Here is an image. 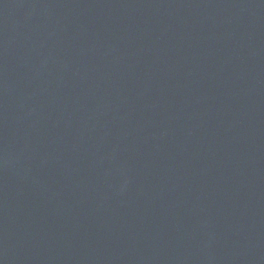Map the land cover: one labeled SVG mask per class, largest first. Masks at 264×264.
I'll return each mask as SVG.
<instances>
[{"label":"water","instance_id":"95a60500","mask_svg":"<svg viewBox=\"0 0 264 264\" xmlns=\"http://www.w3.org/2000/svg\"><path fill=\"white\" fill-rule=\"evenodd\" d=\"M0 264H264V0H0Z\"/></svg>","mask_w":264,"mask_h":264}]
</instances>
